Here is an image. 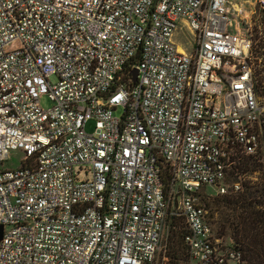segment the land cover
<instances>
[{
    "label": "built area",
    "instance_id": "built-area-1",
    "mask_svg": "<svg viewBox=\"0 0 264 264\" xmlns=\"http://www.w3.org/2000/svg\"><path fill=\"white\" fill-rule=\"evenodd\" d=\"M256 6L0 0V264H154L171 216L189 264H243L197 192L240 191V159L264 161Z\"/></svg>",
    "mask_w": 264,
    "mask_h": 264
},
{
    "label": "trees",
    "instance_id": "trees-1",
    "mask_svg": "<svg viewBox=\"0 0 264 264\" xmlns=\"http://www.w3.org/2000/svg\"><path fill=\"white\" fill-rule=\"evenodd\" d=\"M264 27V25H263ZM258 158L244 156L240 159L238 170L256 165ZM253 170V169H252ZM207 218L215 225L216 237L225 244L240 249L243 264H264V195L261 189L228 192L204 201ZM215 214L217 218H213ZM183 224V229L179 224ZM168 254L174 264H189V252L184 242L186 226L184 219L171 216ZM222 236V237H221ZM228 237L225 240L223 237Z\"/></svg>",
    "mask_w": 264,
    "mask_h": 264
},
{
    "label": "rangeland",
    "instance_id": "rangeland-1",
    "mask_svg": "<svg viewBox=\"0 0 264 264\" xmlns=\"http://www.w3.org/2000/svg\"><path fill=\"white\" fill-rule=\"evenodd\" d=\"M256 12L252 15H250V23L252 28V33L258 37L260 32L263 31V25H264V11L260 9L258 6L255 7ZM175 41L179 44L180 48H182L186 52H190L191 49V42H192V36L191 33L187 32L186 29H177L174 36ZM51 81H55V77H51ZM41 105L44 108H47L51 105V102L46 96L41 97L40 99ZM121 111L120 108H118V111L115 112V114H119ZM94 127V120L90 119L86 125L85 129L86 131L90 132L93 130ZM22 152L20 150H12L10 152V157L4 161V166L8 168H15L20 165V162L22 160ZM253 169V170H252ZM239 179L242 182V191L243 190H253L255 188L261 189L264 195V161L259 160V162H256V165H249L246 168L239 169L238 171ZM240 190V191H241ZM220 194H217V188L215 185L208 184L206 186H202L199 191L197 192V197L201 203L204 204L205 200L212 201L213 197L219 196ZM205 205V204H204ZM209 214V209H207ZM218 214H215L213 218H217ZM179 228L183 229V224L178 223ZM213 231L216 233L215 225L212 224ZM169 235H170V229L168 227L165 230L163 240H162V250L165 247V253L162 251L157 257V261L154 264H174L171 261L170 254H168V243H169ZM222 237V236H221ZM225 240L228 239V237H223ZM164 255H167V258H163ZM229 264H237L235 261H229Z\"/></svg>",
    "mask_w": 264,
    "mask_h": 264
},
{
    "label": "water",
    "instance_id": "water-1",
    "mask_svg": "<svg viewBox=\"0 0 264 264\" xmlns=\"http://www.w3.org/2000/svg\"><path fill=\"white\" fill-rule=\"evenodd\" d=\"M136 71L132 72L133 80H136ZM0 237H1V228H0Z\"/></svg>",
    "mask_w": 264,
    "mask_h": 264
}]
</instances>
